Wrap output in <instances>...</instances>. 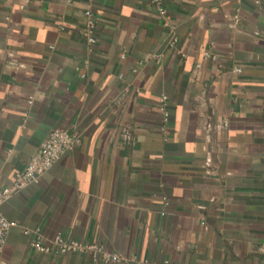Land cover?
<instances>
[{
  "label": "crops",
  "instance_id": "0c3cea01",
  "mask_svg": "<svg viewBox=\"0 0 264 264\" xmlns=\"http://www.w3.org/2000/svg\"><path fill=\"white\" fill-rule=\"evenodd\" d=\"M162 6L174 48L149 0H0V187L52 128L82 130L0 203L16 222L0 264H124L39 252L36 232L150 264H264V0Z\"/></svg>",
  "mask_w": 264,
  "mask_h": 264
},
{
  "label": "built area",
  "instance_id": "2783aa9c",
  "mask_svg": "<svg viewBox=\"0 0 264 264\" xmlns=\"http://www.w3.org/2000/svg\"><path fill=\"white\" fill-rule=\"evenodd\" d=\"M149 2L156 7L161 16L162 24L167 29L166 46L174 48L177 43L175 25L170 22V18L162 6V0H149ZM83 15L85 18L83 34L88 45L91 46L96 43V37L94 34L95 18L90 9H86ZM121 57H124V55L122 54ZM154 57L158 60L160 55L155 54ZM168 101L167 95H160L159 130L161 131H165L166 124L168 123ZM125 137L126 139H129L130 134L126 133ZM81 140L82 130L80 129L52 128L40 143L37 152L25 163L23 168L18 170L9 182L2 183L0 187V203L13 194L18 193L24 187L37 182L40 176L44 174L64 153L71 151L78 146L81 143ZM1 181L2 175L0 174V182ZM14 226H16V222L8 220L0 212V248L5 242L7 232ZM24 232L30 233L28 230H25ZM30 245L35 250L45 254L92 252L94 260L101 263L123 262L124 264H150L147 260L142 261L134 257L127 258L120 254L108 252L102 249V247L94 244H85L78 240L65 239L61 234H57L51 240L46 241L36 232L30 240Z\"/></svg>",
  "mask_w": 264,
  "mask_h": 264
}]
</instances>
